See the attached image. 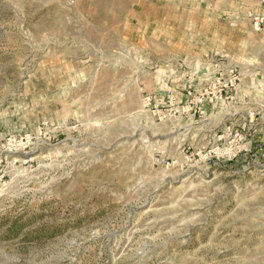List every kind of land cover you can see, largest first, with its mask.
Instances as JSON below:
<instances>
[{"label": "rangeland", "instance_id": "374dc122", "mask_svg": "<svg viewBox=\"0 0 264 264\" xmlns=\"http://www.w3.org/2000/svg\"><path fill=\"white\" fill-rule=\"evenodd\" d=\"M108 4L0 0V264H264V12L254 65L158 101L149 8Z\"/></svg>", "mask_w": 264, "mask_h": 264}, {"label": "crops", "instance_id": "0c3cea01", "mask_svg": "<svg viewBox=\"0 0 264 264\" xmlns=\"http://www.w3.org/2000/svg\"><path fill=\"white\" fill-rule=\"evenodd\" d=\"M108 1L111 5L107 6L117 7L123 15H126L127 8H132V4L135 7L149 8L147 11L134 12L137 23L134 31L141 43L139 47L152 64L150 69L162 73L157 83L158 95L153 96L154 100L184 98L185 90L195 89L197 82L202 84L208 78L213 79L218 73L217 68L222 67L227 72L221 58L227 59V64L230 65H254V42L251 34L248 37L247 25L251 20L248 14H262L263 0L182 2L183 11L179 20L174 11L173 0H141L136 3L131 0ZM123 18L126 19L125 16ZM239 25H244V29ZM260 59L264 64V53ZM215 64L219 67H213ZM173 72L184 73L180 76L185 77L178 78L171 75ZM161 89L164 90V95ZM229 90L233 96L239 94L238 85ZM241 92L243 93L242 90Z\"/></svg>", "mask_w": 264, "mask_h": 264}, {"label": "built area", "instance_id": "2783aa9c", "mask_svg": "<svg viewBox=\"0 0 264 264\" xmlns=\"http://www.w3.org/2000/svg\"><path fill=\"white\" fill-rule=\"evenodd\" d=\"M229 74H230L229 76H231V74H232V78L229 79V82H230V85H231V80L235 79L236 75L233 73L232 69L229 70ZM223 77L218 79L219 80V82H218V84H219V93L222 91V89L224 87L229 85V82H227Z\"/></svg>", "mask_w": 264, "mask_h": 264}]
</instances>
